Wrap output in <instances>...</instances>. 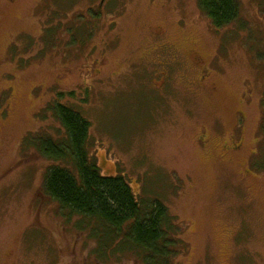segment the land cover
Listing matches in <instances>:
<instances>
[{
    "label": "rangeland",
    "instance_id": "obj_1",
    "mask_svg": "<svg viewBox=\"0 0 264 264\" xmlns=\"http://www.w3.org/2000/svg\"><path fill=\"white\" fill-rule=\"evenodd\" d=\"M215 28L198 0H0V264L97 262L95 242L41 192L32 146L89 123L86 152L180 228L174 264H264V0ZM77 176V175H75Z\"/></svg>",
    "mask_w": 264,
    "mask_h": 264
},
{
    "label": "trees",
    "instance_id": "obj_2",
    "mask_svg": "<svg viewBox=\"0 0 264 264\" xmlns=\"http://www.w3.org/2000/svg\"><path fill=\"white\" fill-rule=\"evenodd\" d=\"M199 8L215 28L232 23L238 14L236 0H198ZM65 137L53 141L39 136L33 147L46 160L69 166H49L41 192L68 217L80 219L77 228L95 242L97 262L114 254L132 253L142 264H174L179 254L180 228L160 202L143 208L127 183L114 175H103L90 164L86 152L89 123L69 107L49 104ZM77 175V176H75Z\"/></svg>",
    "mask_w": 264,
    "mask_h": 264
}]
</instances>
